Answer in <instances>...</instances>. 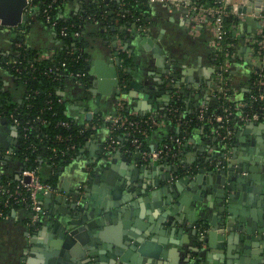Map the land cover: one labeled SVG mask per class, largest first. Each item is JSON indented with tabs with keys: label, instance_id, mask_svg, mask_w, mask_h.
Listing matches in <instances>:
<instances>
[{
	"label": "crops",
	"instance_id": "0c3cea01",
	"mask_svg": "<svg viewBox=\"0 0 264 264\" xmlns=\"http://www.w3.org/2000/svg\"><path fill=\"white\" fill-rule=\"evenodd\" d=\"M92 2L102 7L103 21L84 18L74 36L81 44L76 49L85 61L86 78L67 77L58 92L66 116L90 131L68 161L57 169L49 167L55 191L40 196L46 214L39 222L32 224L22 207L0 217V264H34L29 260L52 249L50 243L59 238L58 224L70 215L82 223L95 222L88 229L95 256L87 258L95 264L100 258L109 262L114 242L125 237L121 232L133 228L162 237L163 256L138 261L135 255L128 264H264V122L237 123L231 143L224 146L199 121L186 130L181 144L174 143L182 125H189L202 106L216 102L210 25L192 14V4L169 0H148L141 21L127 25H119L123 4L117 0H65L58 7L59 17L69 18ZM259 27L256 15L246 13L229 28L227 76L236 105L247 100L252 89L255 66L247 37ZM18 44L38 58L51 57L62 45L36 4L0 0V64ZM0 80L9 98L21 104L25 85L1 66ZM121 109L129 118L154 116L160 121L145 136L151 149L173 140L171 163L156 160L154 167L151 160L122 146L110 155L106 152L108 117ZM11 132V125L0 123V174L15 179L22 164L14 154ZM231 159L239 177L231 179L227 170L224 192L212 187L206 173L195 178L199 168H226ZM186 175L190 177L179 189L175 184ZM222 221L232 225L224 229L222 242L219 235L208 240V230ZM155 227L163 233L152 232ZM247 227L254 232L247 234ZM247 236L246 243L242 238ZM115 264L123 263L116 257Z\"/></svg>",
	"mask_w": 264,
	"mask_h": 264
},
{
	"label": "trees",
	"instance_id": "16d2710c",
	"mask_svg": "<svg viewBox=\"0 0 264 264\" xmlns=\"http://www.w3.org/2000/svg\"><path fill=\"white\" fill-rule=\"evenodd\" d=\"M65 0H33L39 7L38 11L48 3H51L50 14L55 20L54 29L61 38L62 45L58 48L51 57L38 58L34 53L27 50L23 44L17 47V50L2 59L1 68L9 71L15 78L25 85L27 95L21 104L14 103L6 92L1 87L0 80V114L6 119V124L11 125L12 117L16 118L17 129L19 131L18 143L15 150V156L26 168L38 167L39 177L43 182L54 186V174L49 167L55 166V169L62 166L69 157L72 156L73 151L83 142L84 136L88 135L90 130H84L83 127L73 120L69 119L63 111V104L61 103V96L58 94L62 88L64 80L69 73L83 74L81 77L86 78L87 70L86 64L81 54L76 49L80 46L79 38L75 39L73 33L81 32L82 20L88 16L94 19L102 20L103 9L99 3L92 2L83 11L72 15L69 18L59 17L58 7L62 5ZM217 0H196L198 4L203 6L213 5ZM122 14L118 17L119 25H127L132 21H141V13L148 7V0H121ZM102 18V19H101ZM103 21V20H102ZM237 22V17L229 15L224 18V23L227 31V40L230 42L231 32L230 26ZM66 27V34L60 35V29ZM231 48L219 52L216 56V63L223 62L226 51L230 52ZM15 60L16 62H12ZM231 60V59H230ZM18 69V70H16ZM258 76H252L251 81L256 80ZM264 81V78H263ZM257 90L252 88L247 96V100L251 95L256 94ZM219 100L206 106L203 110L204 118L212 117L216 113H220ZM232 104L233 102H230ZM233 105V104H232ZM264 106V99L257 100L252 107H246L243 112L258 111V107ZM121 115L130 117L126 109L119 111ZM235 110H232L230 117V125L236 124ZM197 114V113H196ZM193 115V118L188 124L182 125L177 131L176 137L181 139L187 129H190L199 120ZM62 121L67 122L66 125L61 124ZM95 121V120H94ZM96 122H101L97 118ZM105 122V121H104ZM203 122V121H202ZM205 123V122H203ZM209 130L213 124L205 123ZM149 129L148 131L152 130ZM120 132L117 131L116 135ZM132 137V136H131ZM140 142V148L150 150L149 142L146 136L133 134ZM123 147L133 150L130 142L124 140ZM74 145V148H71ZM171 146V144H170ZM173 146V145H172ZM8 179H3L6 183ZM9 187H14L16 182L11 180L8 182ZM6 194L0 193V209L3 213H8L11 208L22 207L26 209L29 214V208L23 204L12 202L11 198L8 200L10 205L5 206L4 201Z\"/></svg>",
	"mask_w": 264,
	"mask_h": 264
},
{
	"label": "built area",
	"instance_id": "2783aa9c",
	"mask_svg": "<svg viewBox=\"0 0 264 264\" xmlns=\"http://www.w3.org/2000/svg\"><path fill=\"white\" fill-rule=\"evenodd\" d=\"M55 0H52L54 2ZM249 0H217L213 5L203 6L198 4L197 2L192 3L193 10L196 11L197 19L203 20L205 19L210 25L211 28V47L215 52L216 56L219 52H223L231 47V43L227 40V31L228 29L225 26L224 18L229 15L234 16H242L246 13L255 14L260 22V27L257 30V33L254 36L247 37V40L250 45V62L255 66V69L252 73L253 76L255 74L258 76L256 80L252 81V88L257 90L256 94L250 96L248 100H244V102L236 105L231 100V91L228 85V76L227 71L230 64V52L226 51L224 53L225 58L222 63H216V76H217V88L215 90L214 96L219 100V107L221 109L220 113H216L212 115V117L204 118L203 110L206 109V106H202L196 117L199 121H203L205 123L213 124V127L209 129L214 136L222 141L224 146H228L231 143V139L234 132V126L237 123L255 120L264 122V106L258 107V111L251 112H243V109L246 107H252L253 103L257 102V100L264 99V10L260 12L246 11L239 12L238 9L246 5ZM254 1V0H251ZM184 2V1H183ZM30 6H34L33 0H29ZM38 7V6H37ZM51 3L46 4L40 11V14L44 18L46 22H48L51 26L55 25V20L52 19L50 14ZM39 10V7H38ZM66 27H62L60 29L59 34L65 35ZM78 32H74L73 36H76ZM18 46H20L18 44ZM12 62H16L13 60ZM18 70V69H16ZM83 74L80 73H69L67 75L69 78L75 79H83L81 76ZM233 102L232 104L229 103ZM232 110H235V118L236 124L230 125V117L232 116ZM1 117L0 114V119ZM10 118L12 120L11 126H15L17 128V119L12 117L10 114ZM110 122L109 132L107 138L105 140V150L110 155L113 151L123 147L122 142L127 140L130 142V145L133 147V150L137 152L142 160H164L167 161L170 157H173L175 152H173V146H175L172 142L173 140H169L157 146L156 148L146 150L140 148V142L137 137H133V134H139L145 136L149 129L154 128L160 124L158 119L154 116H148L145 118H129L123 116L121 114H116L108 117ZM61 124L66 125L67 122L62 121ZM84 130H87L88 125L82 126ZM117 131L120 132V135H116ZM132 136V137H131ZM19 138V131L17 129V143ZM174 143L181 144V139L174 138ZM171 144V146H170ZM173 145V146H172ZM17 146V145H16ZM122 146V147H121ZM71 148H74V145H71ZM15 153V150H14ZM22 164V163H21ZM187 172L193 171L187 169ZM181 173V172H180ZM177 174V173H176ZM187 176V175H186ZM3 179H8L6 183L2 182ZM14 180L16 185L14 187H9L8 182ZM55 187L49 183L43 182L38 174V167L35 166L33 168H26L22 164L21 168L17 172V176L15 179H9L8 177H4L0 174V193L6 194V198L4 201L5 206H9V199L11 198L12 202L19 203L25 205L29 208V221L34 224L39 222L46 214V210L42 206V202L40 200V196L42 194H46L49 192H54ZM5 213L0 209V217H4Z\"/></svg>",
	"mask_w": 264,
	"mask_h": 264
},
{
	"label": "water",
	"instance_id": "95a60500",
	"mask_svg": "<svg viewBox=\"0 0 264 264\" xmlns=\"http://www.w3.org/2000/svg\"><path fill=\"white\" fill-rule=\"evenodd\" d=\"M107 1V0H105ZM121 0H117L120 2ZM178 3L187 2V4H192L196 2V0H177ZM264 9V0H249L246 5L241 6L238 11L239 12H246L253 10L254 12H260ZM122 12V9L120 10ZM196 11L192 10V14H195ZM164 73L167 70L163 71ZM87 118H90V114H87ZM6 122L5 118L0 119V123L4 124ZM12 132L11 135L14 137L12 140V144L17 145V128L15 126H11ZM121 151V150H120ZM166 162L171 163V159H168ZM230 164H227V167H222L218 169V164H214L211 167L199 168L198 174L195 175L196 179L202 178V174L206 173L207 176L205 179L210 182L212 187L220 192H224V185L226 183V172L229 170V176L231 179H236L239 177L237 172L234 171V164L236 161L231 159ZM154 167H156V161L150 162ZM225 162L222 163L224 165ZM161 166V165H160ZM173 172H178L176 166H172ZM140 170H143L140 168ZM190 175L185 176V178H180L179 183L177 182L175 185L181 188V184L186 182L189 179ZM154 197V193L152 194L151 198ZM186 199L183 198V202ZM140 216H144L142 211L139 214ZM170 218V216H168ZM68 218V219H67ZM64 222H60L58 224V240L50 243L51 248L50 250L45 249L39 254L36 253L38 256V260H29L30 263L34 264H95L94 262H89L87 260L88 257L95 256V247H94V239H89L88 229H91L95 222H83L81 219H76L68 216ZM193 220V218H191ZM168 222V221H167ZM171 223V222H168ZM231 223L225 224V222H221L219 225L220 227H212L208 230V236L210 239L213 240L214 237L219 235L220 242H222L223 232L224 229L229 230L231 229ZM213 226H216L213 225ZM123 227L127 228V223H123ZM217 230L219 232L217 233ZM247 234L249 232L253 233L254 230L247 227L244 229ZM152 232H157L162 234V230H156V227L151 230ZM124 234V238H117L114 242L113 253H111V260L105 262L100 258L99 264H115L116 257L119 258V261L123 264H128L130 258L136 255V259L139 261L140 258H157L159 255L163 256L162 251V242L164 239L162 237H158L156 235H148L144 233L142 230L140 231L137 228L133 229H126L121 232ZM246 243L248 242L249 236L246 238H242ZM230 240V237L228 238ZM104 247V246H103ZM106 247V246H105ZM246 247V246H244ZM264 247V244H263ZM69 261H74L73 263H69Z\"/></svg>",
	"mask_w": 264,
	"mask_h": 264
},
{
	"label": "rangeland",
	"instance_id": "374dc122",
	"mask_svg": "<svg viewBox=\"0 0 264 264\" xmlns=\"http://www.w3.org/2000/svg\"><path fill=\"white\" fill-rule=\"evenodd\" d=\"M169 1L176 2V3L178 2L177 0H169Z\"/></svg>",
	"mask_w": 264,
	"mask_h": 264
},
{
	"label": "flooded vegetation",
	"instance_id": "af4514ba",
	"mask_svg": "<svg viewBox=\"0 0 264 264\" xmlns=\"http://www.w3.org/2000/svg\"><path fill=\"white\" fill-rule=\"evenodd\" d=\"M193 173H195V172H193Z\"/></svg>",
	"mask_w": 264,
	"mask_h": 264
}]
</instances>
